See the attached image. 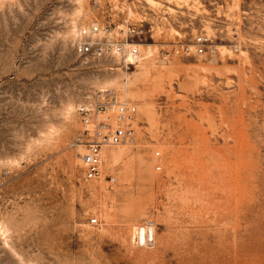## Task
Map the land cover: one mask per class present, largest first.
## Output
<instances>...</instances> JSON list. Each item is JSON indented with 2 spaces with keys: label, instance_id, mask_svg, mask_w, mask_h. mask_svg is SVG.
Instances as JSON below:
<instances>
[{
  "label": "rangeland",
  "instance_id": "rangeland-1",
  "mask_svg": "<svg viewBox=\"0 0 264 264\" xmlns=\"http://www.w3.org/2000/svg\"><path fill=\"white\" fill-rule=\"evenodd\" d=\"M95 23L142 24L138 63L76 53ZM198 35L213 58L173 52ZM103 90L136 140L86 180ZM0 264H264V0H0Z\"/></svg>",
  "mask_w": 264,
  "mask_h": 264
},
{
  "label": "built area",
  "instance_id": "built-area-1",
  "mask_svg": "<svg viewBox=\"0 0 264 264\" xmlns=\"http://www.w3.org/2000/svg\"><path fill=\"white\" fill-rule=\"evenodd\" d=\"M102 0H93L94 7H100ZM142 24H109L103 23L82 26L77 30L74 43L79 55L97 58H118L127 66L136 65L140 51L135 40L146 34ZM238 50V48H237ZM217 47L209 36L198 35L191 43H173L175 54L210 56L217 54ZM100 101L95 104H81L77 108L82 129L74 138L71 146L83 148L81 160L86 180H99L103 175V152L105 148L134 143L136 140V120L138 106L134 102L121 99L113 90L99 93ZM115 177L109 175L110 187ZM98 224V218L91 219ZM154 221L148 220L144 227V235L140 230L133 232V239L139 244L149 246L155 241Z\"/></svg>",
  "mask_w": 264,
  "mask_h": 264
},
{
  "label": "bare ground",
  "instance_id": "bare-ground-1",
  "mask_svg": "<svg viewBox=\"0 0 264 264\" xmlns=\"http://www.w3.org/2000/svg\"><path fill=\"white\" fill-rule=\"evenodd\" d=\"M145 73V72H144ZM119 146H124V145H119ZM110 148V147H109ZM108 147L107 148H105V150H104V152H103V157L105 156V157H109V149ZM124 151H125V148H122V149H120V150H118V151H114V152H112V154H111V156L110 157H113V160L114 159H117V158H119L123 153H124Z\"/></svg>",
  "mask_w": 264,
  "mask_h": 264
}]
</instances>
